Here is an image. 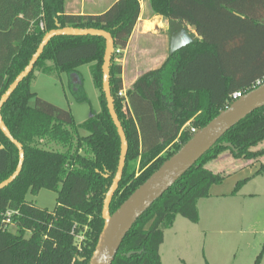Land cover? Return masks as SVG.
<instances>
[{
	"label": "trees",
	"instance_id": "obj_1",
	"mask_svg": "<svg viewBox=\"0 0 264 264\" xmlns=\"http://www.w3.org/2000/svg\"><path fill=\"white\" fill-rule=\"evenodd\" d=\"M140 1L118 0L97 15H72L65 12V0H0V98L27 66L44 35L57 25L106 31L112 36L113 50L124 49L139 17ZM148 3L153 15L194 27L201 40L171 54L161 68L139 76L127 90L126 102L117 96L122 89L121 66L112 56L111 95L128 150L111 214L191 139V129L206 126L233 103L234 92L246 94L264 78V0ZM104 51L100 37H54L1 109L4 124L22 147L24 161L19 176L0 190V264L89 263L120 155L119 136L102 91ZM86 64L100 93V111L76 125L69 111L38 98L31 83L36 71L58 77L65 73L76 81V102H86L78 74ZM169 64L172 72L166 90ZM262 141L264 107L226 132L144 212L124 237L112 264H161L164 232L177 216L197 224L198 201L209 198L212 186L226 178L205 166L224 151L237 159L259 161L264 148H253ZM225 143L233 150L223 147ZM18 159L16 147L0 131V183L15 171ZM263 172L261 165L254 175ZM246 181L237 182L231 194ZM41 190L56 193L53 210L26 199ZM6 212H13L8 226L3 223ZM129 253L133 254L127 257ZM263 254L264 245L254 264Z\"/></svg>",
	"mask_w": 264,
	"mask_h": 264
},
{
	"label": "rangeland",
	"instance_id": "obj_2",
	"mask_svg": "<svg viewBox=\"0 0 264 264\" xmlns=\"http://www.w3.org/2000/svg\"><path fill=\"white\" fill-rule=\"evenodd\" d=\"M78 74L87 99L83 103L76 102V81L65 73L58 77L36 71L31 83L38 98L69 111L76 125L100 111L99 91L94 86L90 64L80 66ZM30 104H34L33 100ZM259 148H264V141L253 149ZM261 165L264 166V156L252 162L237 159L229 151L209 162L207 169L226 178L212 186L209 198L198 201L197 224L177 216L173 229L164 232L161 264H254L264 245V172L254 176ZM244 179L247 181L232 196L236 183ZM56 197L54 192L41 190L35 196L28 194L26 199L51 211ZM259 264H264V254Z\"/></svg>",
	"mask_w": 264,
	"mask_h": 264
},
{
	"label": "water",
	"instance_id": "obj_3",
	"mask_svg": "<svg viewBox=\"0 0 264 264\" xmlns=\"http://www.w3.org/2000/svg\"><path fill=\"white\" fill-rule=\"evenodd\" d=\"M58 36L100 37L105 41V51L102 63V91L109 116L117 130L120 140V155L116 174L106 193L102 207L104 221L95 249L88 264H112L114 257L126 234L135 222L147 211L151 205L159 200L196 162L202 158L231 128L237 125L254 111L264 107V84L244 94L234 101L228 108L220 112L206 126L199 129L189 141L165 161L142 185H140L114 212L110 213L109 207L114 193L122 178L125 165L128 142L115 111L110 89V65L113 56L114 42L110 33L96 29L60 28L48 32L42 38L37 50L31 57L27 66L10 84L0 98V131L18 151V164L15 171L0 183V190L9 186L20 174L24 153L20 143L10 134L1 117V109L19 84L32 72L33 67L49 41ZM169 53L182 49L191 42L187 30L175 21L170 23ZM223 147L233 150L231 144H222ZM133 253H129L130 257Z\"/></svg>",
	"mask_w": 264,
	"mask_h": 264
},
{
	"label": "crops",
	"instance_id": "obj_4",
	"mask_svg": "<svg viewBox=\"0 0 264 264\" xmlns=\"http://www.w3.org/2000/svg\"><path fill=\"white\" fill-rule=\"evenodd\" d=\"M116 1L118 0H65V12L72 15H97L104 12ZM139 3V17L130 35L127 46L121 50L117 62L121 66V91L125 94V98H123L124 102L127 99V90L131 88L137 78L146 72L161 68L171 55L169 53L171 21L160 15H153L148 0H141ZM175 22L181 24L187 30L188 36L191 37V42L201 40V37L197 34L194 27L179 21ZM171 72L172 67L169 64L165 70L164 77L166 90L170 86ZM171 150L172 147H170ZM176 219L172 227L166 230V232L173 229ZM164 242L165 234L163 244Z\"/></svg>",
	"mask_w": 264,
	"mask_h": 264
},
{
	"label": "built area",
	"instance_id": "obj_5",
	"mask_svg": "<svg viewBox=\"0 0 264 264\" xmlns=\"http://www.w3.org/2000/svg\"><path fill=\"white\" fill-rule=\"evenodd\" d=\"M113 55H114V60L115 62H118V57L121 54V49H115L113 50ZM264 84V78L262 80H258L255 84H254V89L257 88L258 86ZM244 95V93H242L241 91H237L234 92L231 95V100L232 102L240 99L242 96ZM117 96L119 98H125V94L120 90L117 94ZM199 129H191V133L194 135ZM13 215V212H6L3 223L8 226L11 224V216ZM80 240H82V238H79Z\"/></svg>",
	"mask_w": 264,
	"mask_h": 264
}]
</instances>
